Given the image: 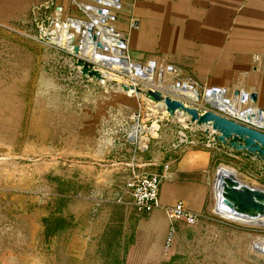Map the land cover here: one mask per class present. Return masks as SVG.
I'll use <instances>...</instances> for the list:
<instances>
[{
    "label": "rangeland",
    "instance_id": "rangeland-1",
    "mask_svg": "<svg viewBox=\"0 0 264 264\" xmlns=\"http://www.w3.org/2000/svg\"><path fill=\"white\" fill-rule=\"evenodd\" d=\"M67 18L87 19L72 0H0V264H126L136 242L145 244L148 226L161 228L162 218L130 205L122 211L101 207V194L113 184L120 187L133 171L156 173L157 166L199 146L212 155L208 208L196 225H169L166 238L169 232L174 237L170 245L165 239L159 254L174 258L173 264H264V245L255 248L264 240V223L230 219L215 207L218 173H234L241 183L264 190V164L220 143L207 148L201 133L195 145L178 147L179 133L191 139L198 125L185 129L187 115L172 118L143 94L157 90L205 111L211 108L205 91L213 87L158 66L149 82L142 70L111 65L119 58L103 50L100 57L107 59L97 67L105 83L85 77L70 54L68 32V41L65 30L53 39L56 24ZM72 34L79 43L81 35ZM120 48L131 64L150 65L131 57L126 44ZM124 84L134 85L137 94L124 91ZM184 84L198 89L201 100L175 90ZM248 106L259 109L252 101L243 109ZM160 153L164 161L154 163ZM52 215L66 218L70 227L47 241L44 219ZM135 255L138 264L148 260L143 248Z\"/></svg>",
    "mask_w": 264,
    "mask_h": 264
},
{
    "label": "crops",
    "instance_id": "crops-1",
    "mask_svg": "<svg viewBox=\"0 0 264 264\" xmlns=\"http://www.w3.org/2000/svg\"><path fill=\"white\" fill-rule=\"evenodd\" d=\"M116 27L135 60L154 62L162 69L172 66L182 80L201 88L255 93L257 108L264 109V0H122ZM165 157L160 153L152 160L159 164ZM211 163L210 151L200 146L184 151L178 160L170 158L161 173V207L151 215L162 218V227L148 226L145 244L134 243V255L126 264H138L135 254L141 248L148 257L143 264L171 261L159 254L165 239L168 245L169 225L173 230L178 222L167 210L182 202L194 213L205 212ZM120 180H125L120 187L113 184L112 190L99 193L101 207L119 211L134 207L129 178Z\"/></svg>",
    "mask_w": 264,
    "mask_h": 264
},
{
    "label": "built area",
    "instance_id": "built-area-1",
    "mask_svg": "<svg viewBox=\"0 0 264 264\" xmlns=\"http://www.w3.org/2000/svg\"><path fill=\"white\" fill-rule=\"evenodd\" d=\"M72 1L76 4V7L81 12L84 13L87 19L86 21H83V20H78V19L67 18L65 22H62L61 24L59 23L56 24V27H57L56 28V38H53V39L54 40L58 39L61 36V32L64 26L74 21H82L86 24H93V23L97 24V26L95 27L89 26L90 28L88 26H84L82 32L79 33L81 35L80 41L79 43H76L77 39L75 40L73 44V51H71L70 54L74 57V60L76 62L78 60H84L86 62H90L94 65L95 69H98L100 71L102 68L97 67L98 63L93 62L92 59L89 60V57H88L89 54L83 55L81 53H85L84 49L87 47V45H94V49L97 51L101 52V50H103V51L110 53L111 56L116 55L112 50L107 49L106 47L107 43L105 40H103L101 29L98 26H109L114 32L113 35L117 36L118 41L125 43L127 45L126 40L122 37V35L120 34V32L115 26L116 22L118 21V13L116 14V12H119L121 10L122 0H72ZM89 29H92L93 34L97 37V40L95 42H92L90 40V34L88 32ZM73 31L74 29H72V32ZM88 40L90 41L88 42ZM98 43H101L104 49L98 48L97 47ZM112 43L114 42L112 41ZM74 45H78L81 48L80 53L78 54L74 53ZM116 57H118V55H116ZM121 57H123V59H127L128 61H130V56H128L126 52ZM120 61L121 60H119V62ZM155 67H156V64H155ZM168 69L174 72V68L172 66L168 67ZM193 88L195 89L194 86ZM195 90L197 93L198 89H195ZM222 92L225 93V95L223 96L224 101L228 103H232V101L234 100L237 101V103L241 107V110H240L241 114H243V112L248 114L251 111L252 109L251 106H248L247 109H243L244 106H247V104L251 102L250 94L248 92L240 90L241 94L239 96L234 95L232 98H228V92L226 89L216 88V87L209 88L205 91V100L207 98L210 100L209 102H207V100L205 102L207 104H210L211 106L210 109L201 111L200 109H198V107H194V106L193 107L197 108L201 113H204L207 111L216 112L219 115L224 116L228 119L234 120L244 125H248L251 127H256V128L264 130V126L256 125V123L252 121H248L247 118H243L239 114L232 113L229 109H221L213 105L211 100H213L214 97H217L219 94H222ZM194 102H198V100H194ZM263 115L257 116V117L261 118L263 117ZM188 122L185 125V129L190 128L189 127L190 123ZM197 127H198L197 128L198 130L194 131V134L191 135V139L188 138L184 132L179 133L178 147L183 146V145H188V144L195 145L196 141L201 140V137H199L198 139L197 133H201L202 135L205 136L206 142H207L205 146L207 148H214L218 144V142L216 141V136L218 134L217 132L209 129V132L206 133L207 128L201 129L199 126ZM161 184H162V175L159 173H147V172L137 173L133 171L131 177L129 178L127 182V188L130 191L131 197L133 199V206L140 212H149L152 210L159 209L161 207L160 198H159ZM223 206L224 208H226L224 203H223ZM215 207H216V200H215ZM215 207H214V212H215ZM227 210L228 212L234 214L232 210H229V209ZM167 211L169 214V218L172 221L182 220L190 226L196 225L199 222V219L202 217L201 214L194 213L191 210L187 209L182 202H179L174 207L169 208ZM221 216H224V215H221ZM233 216L237 217L235 214ZM227 218H230V217H227ZM230 219H233V218H230ZM234 220H238V219L235 218ZM238 221H242V220H238ZM242 222L248 223L250 222V220L242 221ZM171 239L172 238L170 237L168 240V245H170Z\"/></svg>",
    "mask_w": 264,
    "mask_h": 264
},
{
    "label": "water",
    "instance_id": "water-1",
    "mask_svg": "<svg viewBox=\"0 0 264 264\" xmlns=\"http://www.w3.org/2000/svg\"><path fill=\"white\" fill-rule=\"evenodd\" d=\"M88 32L90 40L95 42L97 37L93 34L92 29H89ZM97 47L104 49L101 43H98ZM80 50L81 48L78 45H74L75 54L80 53ZM150 64L155 65L154 62ZM75 65L81 69L83 76L94 78L98 82L103 81V75L98 69L94 68L92 63L78 60ZM122 89L126 92H132V94L137 92L134 85L128 86L124 84ZM143 94L153 102L162 103L172 118L176 117L179 112L184 113L190 118L188 123L207 128L206 133L209 132V129L217 132L216 141L218 143L229 147L233 151L246 153L249 157L264 164V130L244 125L216 112L207 111L201 113L197 108L190 107L179 99L167 97L157 90H149L148 92H143ZM240 94V91L235 93L236 96ZM224 95L225 93L222 92L221 96ZM201 98V93L197 91V100L200 101ZM250 99L253 104H256L257 94L251 93ZM263 114L264 109H258L256 114L250 113L247 116V120L251 121L252 118ZM220 181L221 197L227 209L232 210L237 217L247 218L250 221L264 218V190L252 188L241 183L234 173H223L220 176Z\"/></svg>",
    "mask_w": 264,
    "mask_h": 264
},
{
    "label": "bare ground",
    "instance_id": "bare-ground-1",
    "mask_svg": "<svg viewBox=\"0 0 264 264\" xmlns=\"http://www.w3.org/2000/svg\"><path fill=\"white\" fill-rule=\"evenodd\" d=\"M77 25H80V26H82V27H80V29L79 30H76L75 29V27L74 26H77ZM84 26H92V27H95V26H97V24H86V23H84V22H81V21H74V22H72V23H70V24H67V25H65L64 26V28L62 29V30H65V31H63V36H64V38H65V40H67L66 38H67V32H68V34H69V37H70V39H69V45H70V52L71 51H73V44H74V42H75V40H76V35H74V34H72L73 32H72V29H74V32H75V34H79V33H81L82 32V30H83V28H84ZM100 29H101V32L104 34V37H103V40H105L106 41V47H107V49H110V50H112L116 55H118V57H116V55H114V57H116V58H119V60H121L120 62L118 61V62H115V63H110V61H109V63L111 64V65H116L118 68H120L121 70H123V71H126V72H130V71H132L133 69H135V72H136V74H137V71L138 70H142V73H143V76H142V78L143 79H146L147 81H152V79H153V77H154V73H155V66H153V65H150V66H147V67H142L141 65H135V64H131L130 63V61H128L127 59H123L121 56L122 55H124V53L126 52L125 50H123L122 48H120L122 45H124L125 43H122V42H119L118 41V38H117V36H114L113 34H114V32H113V30L109 27V26H98ZM90 28V27H89ZM62 33V32H61ZM72 37H74V38H72ZM56 40H58V39H55V41ZM68 41V40H67ZM90 40H88V42H89ZM112 41L114 42V43H112ZM64 43V42H63ZM58 44V43H57ZM88 44V43H87ZM66 49H67V47H65ZM89 48H90V50H89ZM85 50V53L83 54V53H81V54H83V55H88L89 54V56H90V54L91 55H94V56H96L97 55V57L99 58V62H98V60L95 58V57H92V56H90L91 57V59H92V61L93 62H95V63H98L99 65H101L102 63H104V61H106L105 59H107V58H102L101 59V57H100V54H99V52L100 51H97V50H95L94 49V45H87V47L84 49ZM86 53H88V54H86ZM122 58V59H121ZM108 61V60H107ZM105 64V63H104ZM103 64V66H107V64L106 65H104ZM110 67V66H109ZM100 72H101V74L103 75V77H104V79H103V81L101 82V83H105V78H106V75L104 74V72L102 71V69L100 70ZM129 86V85H128ZM180 86H182V85H177V87L175 88V90L176 91H178V92H180V93H182V94H184V95H186L188 98H190V99H192V100H197V93L193 90L194 88L192 87V86H188V87H185V86H187V84H184L183 86H184V88L183 87H181L180 88ZM137 89V88H136ZM136 94H137V92H136ZM207 100V102H209L210 100L207 98L206 99ZM211 102L213 103V105H215L216 107H218V108H221V109H229L232 113H236V114H238V113H240V109H241V107H240V105L237 103V101H232V103H227L226 101H224V99H223V96H218V97H214V99L213 100H211ZM185 103V102H184ZM186 105H187V103H185ZM158 105V107H160V108H162V107H164L163 106V104L162 103H158L157 104ZM240 108H239V107ZM251 113H254V114H256V112H257V110L255 111L254 110V108H252L251 109V111H250ZM183 115L184 113H178L177 115H176V118L178 117V115ZM250 113H248V114H246L245 112L243 113V115H240V116H242L243 118H247V116L249 115ZM186 115V114H185ZM187 117V116H186ZM188 118V117H187ZM251 121L252 122H254V123H256V124H258V125H260V126H264V115H263V117H261V118H258V117H255V118H252L251 119ZM230 174L231 172H225V171H223L222 173H220L219 174V176H218V182H219V184H220V176L222 175V174ZM231 174H233V173H231ZM216 210L220 213V214H222V215H224V216H226V217H234V218H236V219H242V221H248V219L247 218H243V217H235V216H233L234 214H232V213H230V212H228V210L226 209V208H224V206H223V203H222V197H221V190H220V188H219V196H218V198H217V203H216ZM264 218H260V219H257V223L259 222V223H264V220H263ZM250 222H252V221H250ZM254 223V222H253ZM261 244H263L264 245V240H261L260 241V243L257 245V247L255 246V248L258 250V246L260 245L261 247L263 246V245H261ZM260 250H263L262 252H264V248H259ZM264 254V253H263Z\"/></svg>",
    "mask_w": 264,
    "mask_h": 264
},
{
    "label": "trees",
    "instance_id": "trees-1",
    "mask_svg": "<svg viewBox=\"0 0 264 264\" xmlns=\"http://www.w3.org/2000/svg\"><path fill=\"white\" fill-rule=\"evenodd\" d=\"M238 156L243 155L242 152H237L235 153ZM179 157L175 156V159L177 160ZM165 165H159L156 167V173L161 174L164 170ZM44 224H45V238L47 241L53 239L57 234H60L64 231H66L70 227V222L62 217V216H55L52 215L48 218L44 219ZM165 264H173V260H171L168 263Z\"/></svg>",
    "mask_w": 264,
    "mask_h": 264
}]
</instances>
